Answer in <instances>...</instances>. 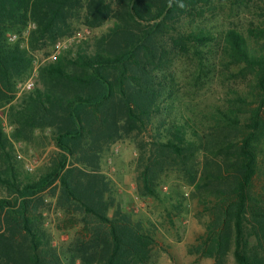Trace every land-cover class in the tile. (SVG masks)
I'll list each match as a JSON object with an SVG mask.
<instances>
[{"label":"trees","instance_id":"1","mask_svg":"<svg viewBox=\"0 0 264 264\" xmlns=\"http://www.w3.org/2000/svg\"><path fill=\"white\" fill-rule=\"evenodd\" d=\"M216 1L0 0V108L12 127L0 117V264H149L155 223L127 198L114 217L95 209L114 192L103 160L124 141L140 196L168 215L190 198L203 208L196 252L264 264V14L215 30L204 13ZM79 25L105 26L35 66L34 52ZM181 61L195 80L217 69L218 102H185ZM46 137L55 150L27 171L14 141ZM52 200L74 229L66 244L44 222Z\"/></svg>","mask_w":264,"mask_h":264},{"label":"rangeland","instance_id":"2","mask_svg":"<svg viewBox=\"0 0 264 264\" xmlns=\"http://www.w3.org/2000/svg\"><path fill=\"white\" fill-rule=\"evenodd\" d=\"M234 0H220V4L213 5L204 13V22L213 19L214 29L237 25L246 27L249 20H255L260 14H264V0H249L248 8L236 7ZM105 26V25H104ZM104 26L102 28H104ZM102 28H91L79 25L69 35L59 37L51 46L43 51L34 52L35 66L49 58H53L61 49L73 44L81 38H89L100 34ZM14 38V37H13ZM217 60V59H216ZM176 76L182 86L183 99L188 104H193L199 110L206 105L218 102L222 92V80H219L217 69L205 68L195 80L193 79V66L191 61L177 62ZM35 70L31 78L19 86V90L32 86ZM227 82V81H225ZM30 87H27L30 84ZM1 126L9 134L12 127L7 123L4 109L0 108ZM5 122V124H4ZM18 156L23 160L24 166L29 172L45 162L55 150L51 138L37 139L35 142L26 144L14 141ZM113 156L103 160L100 172L103 173L112 184L114 192H106L97 197L95 209L103 216L114 217L118 210V198L129 199L132 202L133 211L142 217L150 218L157 227V244L151 249L149 264H214L210 257L201 256L195 250L197 239L204 231L203 222L206 215L196 199L190 198L187 206L179 212L171 210L169 215L168 205L151 196H140L136 180V172L131 160L136 155L133 145L129 141L119 142L113 146ZM163 191L167 188L164 186ZM187 190V189H186ZM187 193L189 191L187 190ZM162 196V194H160ZM45 225L53 232V244L68 243L74 229L65 228L66 216L55 209L52 200L48 211L45 212ZM67 225V224H66ZM161 246V247H160ZM226 264H237L230 254Z\"/></svg>","mask_w":264,"mask_h":264},{"label":"built area","instance_id":"3","mask_svg":"<svg viewBox=\"0 0 264 264\" xmlns=\"http://www.w3.org/2000/svg\"><path fill=\"white\" fill-rule=\"evenodd\" d=\"M14 36H12V38H13ZM30 85H31V83L30 84H28V86L27 87H30ZM4 124H5V122H4Z\"/></svg>","mask_w":264,"mask_h":264}]
</instances>
